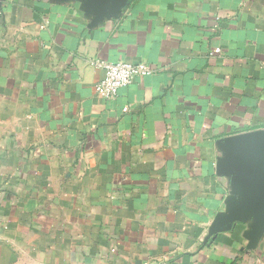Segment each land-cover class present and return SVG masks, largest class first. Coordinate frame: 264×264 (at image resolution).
<instances>
[{"label": "crops", "instance_id": "0c3cea01", "mask_svg": "<svg viewBox=\"0 0 264 264\" xmlns=\"http://www.w3.org/2000/svg\"><path fill=\"white\" fill-rule=\"evenodd\" d=\"M96 61L145 62L113 98ZM264 129V0H0V264H264L227 138Z\"/></svg>", "mask_w": 264, "mask_h": 264}, {"label": "water", "instance_id": "95a60500", "mask_svg": "<svg viewBox=\"0 0 264 264\" xmlns=\"http://www.w3.org/2000/svg\"><path fill=\"white\" fill-rule=\"evenodd\" d=\"M111 0H104V8ZM229 153L218 168L225 174L241 170L242 176L251 179L256 187L255 193L248 197L243 205L234 206L226 215L225 224L237 217H248L257 213L262 215L258 224V233L264 225V129H255L233 134L227 138Z\"/></svg>", "mask_w": 264, "mask_h": 264}, {"label": "built area", "instance_id": "2783aa9c", "mask_svg": "<svg viewBox=\"0 0 264 264\" xmlns=\"http://www.w3.org/2000/svg\"><path fill=\"white\" fill-rule=\"evenodd\" d=\"M95 66L101 67L104 70V78L97 83L95 89L100 95L107 98H113L118 91L132 83L136 77H142L153 73V69L145 62H108L96 61Z\"/></svg>", "mask_w": 264, "mask_h": 264}]
</instances>
